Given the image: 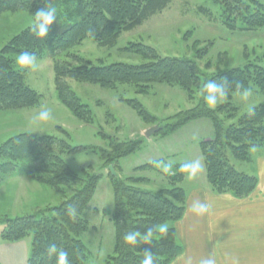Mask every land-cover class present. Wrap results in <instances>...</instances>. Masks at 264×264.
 I'll return each instance as SVG.
<instances>
[{"label":"trees","instance_id":"1","mask_svg":"<svg viewBox=\"0 0 264 264\" xmlns=\"http://www.w3.org/2000/svg\"><path fill=\"white\" fill-rule=\"evenodd\" d=\"M221 6L223 23L232 30H256L264 27V5L259 0H211ZM171 0H76L65 21H54L46 38H37L31 25L14 35L0 49V111L32 108L38 105L41 95L25 82L24 71L15 69L13 58L22 51L35 53L37 59L46 57L52 63L54 87L61 102L78 119L92 122L88 105L69 87L65 79L97 84L103 88L115 89L118 85H132L136 94H147L154 83L181 87L189 99L195 91L201 93L198 104L180 111L168 118L155 134L166 135L191 120L207 118L213 127V139L199 143L205 178L209 190L216 194H229L237 199L250 197L257 188L258 180L235 168L230 158L248 161L253 148L264 145V103L252 106L240 114L235 121L224 125L219 114L229 111L233 119L237 107L229 100L231 94L256 88L264 92V67L249 63L244 67H233L203 76L198 64L184 57L160 56L155 48L142 42L131 43L125 49L140 55L147 62L127 64L122 62L107 65H90L88 61L69 52L70 49L91 37L97 44L112 46L122 32L129 31L151 16L163 11ZM53 5V0H0V16L26 10L33 18L40 8ZM198 57L207 53V47L196 48ZM203 53V54H202ZM71 61L78 62L74 66ZM209 81L226 92V102L211 108L206 104ZM217 98H221L219 95ZM145 122H155L137 99H125ZM58 129L61 130L60 127ZM62 133L65 132L62 130ZM141 139L119 141L110 139L108 149H99L97 154L104 167L112 166L119 171L120 158L139 149ZM87 149L71 146L66 139L52 135H37L21 132L7 138L0 145V183L14 173H22L28 179L53 188L60 201L42 211L40 217L33 214L5 216V229L1 237L16 240L32 232L30 264H56L49 258L47 248L51 244L68 252L69 264H86L87 247L80 238L89 229L84 210L93 197L101 174L91 169H82L81 174L73 171L61 157L63 153L74 154ZM181 165L165 174L169 186L153 192L137 184L148 182V178L127 177L121 180L107 171L113 191L114 229L113 254L104 264H141L145 251L154 254L155 264H169L182 251L175 238L172 226L183 214L185 191L179 185L184 179ZM147 163L136 169H151ZM5 176V177H4ZM75 208L78 215L69 213ZM41 211V210H39ZM167 225L166 234L155 233L152 242L137 238L135 244H128L124 236L129 231L141 235L149 227Z\"/></svg>","mask_w":264,"mask_h":264},{"label":"rangeland","instance_id":"2","mask_svg":"<svg viewBox=\"0 0 264 264\" xmlns=\"http://www.w3.org/2000/svg\"><path fill=\"white\" fill-rule=\"evenodd\" d=\"M259 1L264 5V0ZM75 2L76 0H53L60 21L66 22L64 19L72 11ZM221 12V6L211 0H171L170 5L163 11L151 16L137 27L122 32L112 46L99 45L91 37H87L69 52L90 62V65L116 62L136 65L147 60L125 48L131 43L142 42L155 48L160 56L194 60L204 73L203 76L233 67H244L249 63L264 67V27L251 31L232 30L223 23ZM32 21L33 17L26 10L2 14L0 49L14 35L31 25ZM204 47H207V53L199 58L196 48ZM60 58L69 60L64 55ZM70 63L74 66L79 64L72 60ZM38 64L39 68L36 71L31 69L23 71L26 84L41 95L40 101L32 108L0 111V145L12 135L30 132L57 136L66 139L71 146L87 148L74 154L63 153L61 157L79 174L82 169H91L101 174L95 193L84 210L89 229L81 234L80 238L88 251L86 264H104L108 255L113 254L114 229L110 218L114 207L112 186L107 175L109 166L104 167L97 150L108 149L110 139L119 141L141 139L139 149L119 159V171L115 173L121 180L127 177H146L149 181L139 183L137 186L157 192L169 186L165 174L176 170V165L194 160H200L203 164L199 143L202 140L213 139V127L209 119L200 118L189 121L172 133L166 135L154 133L146 137L144 132L147 129L171 123L168 118L198 104L201 93L195 91L193 99H189L179 86L154 83L147 94H136L132 85L124 84L118 85L115 89H108L97 84L66 78L69 87L91 111L92 122L85 123L59 102L50 59L42 57ZM13 66L19 69L15 65V57ZM251 90L252 95L247 100L243 98L244 91L231 94L229 102L238 110L233 119H228L229 111L219 114L220 118L224 119V125L235 121L252 106L264 103V92L254 87ZM121 98L137 99L156 119L155 122H145ZM224 102L226 99L217 98L216 106ZM41 107L50 108L54 119L33 123V118ZM263 152L264 147L253 148L249 152L248 162L230 158V163L240 171L255 175L253 167L255 158ZM147 163L153 164L154 168L136 169ZM183 173L185 176L179 185L185 191L188 192L196 186H208L204 164L203 169L194 177L189 178L188 173L184 171ZM26 178L18 172L0 183V259L6 261V255H15V264H30L28 257L32 232L16 240L4 239L1 237L5 229L3 218L27 214L40 217L46 212L42 209L57 205L60 201L53 188L44 185L48 191L39 192V189L34 191L35 185ZM11 180L14 182L9 183ZM2 186H6L5 189ZM43 201L50 202L44 207ZM46 213L50 215V212Z\"/></svg>","mask_w":264,"mask_h":264},{"label":"crops","instance_id":"3","mask_svg":"<svg viewBox=\"0 0 264 264\" xmlns=\"http://www.w3.org/2000/svg\"><path fill=\"white\" fill-rule=\"evenodd\" d=\"M255 159L258 184L250 197L216 194L207 185L188 192L184 189L183 214L172 224L182 251L169 264H203L207 259L214 264H264V152ZM26 180L35 185L34 191H48L44 185ZM48 202L43 201V206ZM195 204L207 205V212H194ZM5 260L0 259V264H15L16 256L6 255Z\"/></svg>","mask_w":264,"mask_h":264},{"label":"clouds","instance_id":"4","mask_svg":"<svg viewBox=\"0 0 264 264\" xmlns=\"http://www.w3.org/2000/svg\"><path fill=\"white\" fill-rule=\"evenodd\" d=\"M54 21H58V12L57 8L51 4L40 8L34 14V18L31 24V31L37 38H46L49 34L50 26ZM15 65L20 70L31 69L32 71H36L39 68L38 59L35 53L29 51H22L15 57ZM207 87V96H206V104L214 108L217 103V96L219 95L223 98L226 95V92L223 91L220 87L217 86L216 82L209 81L206 83ZM252 95L251 88L245 89L243 93V98L245 100L248 99ZM251 108H249L250 110ZM54 119L52 110L47 107H41V109L36 113L33 118V123L38 122H47ZM170 167V165L168 166ZM203 169V164L200 160H194L190 163L183 164L181 166V170L188 173L189 178L194 177L199 171ZM165 171H167V167H165ZM208 206L205 204H195L193 205V211L198 214H204L207 212ZM69 213L71 217L75 218L78 213L75 208H70ZM168 231L167 225H157L153 227H149L145 230L144 234L141 235L138 231H129L125 234L124 240L128 244H135L137 238L141 239L144 242L151 243L152 237L155 233L159 232L160 234H166ZM48 257L55 258L56 264H69L68 252L63 248L57 246L56 244H51L47 248ZM154 254L151 251L144 252V258L141 261V264H155V260L153 259ZM203 264H214L212 259H207L203 262Z\"/></svg>","mask_w":264,"mask_h":264},{"label":"water","instance_id":"5","mask_svg":"<svg viewBox=\"0 0 264 264\" xmlns=\"http://www.w3.org/2000/svg\"><path fill=\"white\" fill-rule=\"evenodd\" d=\"M159 130H160V127H159V126H153V127L149 128V129H147V130L144 132V135H145L146 137H149V136H151L152 134L158 132ZM109 170L111 171V174H112L113 176H116V173H115V171H114V169H113L112 166H109Z\"/></svg>","mask_w":264,"mask_h":264}]
</instances>
